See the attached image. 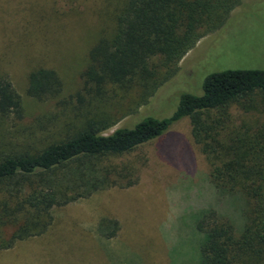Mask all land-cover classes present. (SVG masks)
Segmentation results:
<instances>
[{"label": "trees", "instance_id": "1", "mask_svg": "<svg viewBox=\"0 0 264 264\" xmlns=\"http://www.w3.org/2000/svg\"><path fill=\"white\" fill-rule=\"evenodd\" d=\"M240 2L91 0L88 13L93 20L87 27L92 34L79 49L83 91L98 100L109 89L123 95L136 87L137 99L146 103L175 74L186 51L216 30ZM78 7L71 5L64 16L74 15L71 11ZM200 89V94L182 92L166 117L131 109L129 122L109 133H103L110 124L100 111L76 112L72 123L63 122L67 126L43 137L17 138L0 130V248L43 232L50 224L52 207L115 181L118 172L102 168L100 159L130 152L187 117L191 137L208 162L212 187L232 198L241 219L234 227L229 216L205 209L195 224L201 234L199 264H264V126L227 127L226 110V104L238 98L264 94V69L214 71L204 76ZM60 90L61 81L52 67L38 64L27 70V95L41 99ZM20 117L21 98L9 78L0 74V124ZM109 223L106 235L116 229L115 221Z\"/></svg>", "mask_w": 264, "mask_h": 264}, {"label": "rangeland", "instance_id": "2", "mask_svg": "<svg viewBox=\"0 0 264 264\" xmlns=\"http://www.w3.org/2000/svg\"><path fill=\"white\" fill-rule=\"evenodd\" d=\"M90 2L0 0V74L9 78L22 105V117L3 121L2 133L43 137L63 122L72 123L79 111L107 114L110 126L103 133H109L129 122L131 109L169 116L182 92L201 93L208 73L264 69V0H241L216 30L186 51L175 74L146 103L137 99L136 87L123 95L109 89L98 100L90 99L92 93L83 91L79 77V49L92 34L87 27L93 20ZM76 4L74 15L64 16ZM38 64L52 67L61 81L53 97L39 99L25 92V74ZM226 110L227 127L264 126L261 92L229 102ZM99 165L119 177L88 196L52 207L43 232L0 248V264H199L201 234L195 224L205 209L240 225L232 198L219 194L209 181L208 162L191 137L187 117L130 152L103 157ZM111 220L116 229L106 235Z\"/></svg>", "mask_w": 264, "mask_h": 264}]
</instances>
